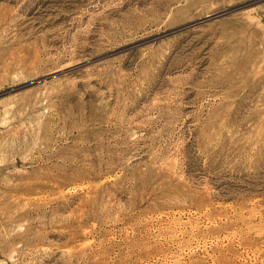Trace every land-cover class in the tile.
<instances>
[{"label": "rangeland", "instance_id": "1", "mask_svg": "<svg viewBox=\"0 0 264 264\" xmlns=\"http://www.w3.org/2000/svg\"><path fill=\"white\" fill-rule=\"evenodd\" d=\"M0 264H264V0H0Z\"/></svg>", "mask_w": 264, "mask_h": 264}]
</instances>
